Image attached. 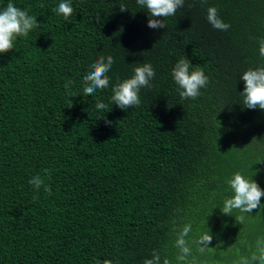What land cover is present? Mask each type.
I'll use <instances>...</instances> for the list:
<instances>
[{"label": "trees", "instance_id": "16d2710c", "mask_svg": "<svg viewBox=\"0 0 264 264\" xmlns=\"http://www.w3.org/2000/svg\"><path fill=\"white\" fill-rule=\"evenodd\" d=\"M9 2L41 26L0 54V264H143L165 244L174 260L176 209L193 235L211 231L210 246L220 245L198 259L228 264L236 248L246 254L264 234V206L244 226L213 208L236 171L264 189V110L242 104L240 79L264 65V0H185L161 29L147 26L136 0H71L68 21L52 11L61 0H0V8ZM209 6L227 31L208 23ZM101 55L115 60L110 86L83 95ZM182 57L210 77L195 101H181L171 75ZM143 63L156 71L152 87L141 89L139 107L120 109L111 86ZM37 173L51 196L28 183Z\"/></svg>", "mask_w": 264, "mask_h": 264}, {"label": "clouds", "instance_id": "9594fccd", "mask_svg": "<svg viewBox=\"0 0 264 264\" xmlns=\"http://www.w3.org/2000/svg\"><path fill=\"white\" fill-rule=\"evenodd\" d=\"M200 2L202 7L207 4V0H200ZM136 4L149 14L147 26L152 29H161L167 27L165 19L175 16L177 10L184 6L185 0H136ZM119 7L121 11L128 9L124 4ZM52 11L68 21L74 9L71 0H61ZM206 19L218 31H227L231 26L220 17L218 8L215 6L207 7ZM40 26L37 17L30 15L27 10L15 6L12 2L0 8V54H6L15 48L14 42L17 37L26 39L30 31ZM258 44L259 55L264 57V38L259 39ZM114 63L113 56L101 55L90 65L88 72L83 77V95H94L98 90L109 88L108 73ZM192 66L188 58L182 57L175 63L171 71L172 78L178 86L181 101L197 100L202 95L201 90L206 89L210 83V77L205 74L203 68H193ZM133 71L132 77L111 86L110 101L123 110L140 106L141 89L151 88V82L156 76V71L151 63H143L135 67ZM240 79L244 81V90L241 92L242 104L248 109L264 110V65L248 68L240 76ZM72 84V81H66L64 86L69 89ZM95 108L103 111L107 105L98 101ZM105 122L111 124V121L106 118ZM28 183L37 193L43 189L47 195H52L51 185L45 182V177L41 174L33 175ZM224 184L226 187L223 189L225 195L222 202L213 209L219 207L221 214L234 216L236 222L244 226L252 220L253 211L264 206L261 204L264 189H261L252 177L249 178L242 171H236L230 177L225 178ZM181 212L182 209L174 210L170 220L169 236L171 248L175 250L174 260L169 257L168 244H165L162 249H152L150 257H146L143 264H208L206 260L202 261L198 257L212 254L220 249L219 244L214 247L210 246L213 241L211 231H197L193 235V222L179 215ZM221 255L223 254L221 253ZM231 255L232 259L228 264H264V234L253 235L246 254H241L240 250L236 248ZM96 264H101V261L97 260ZM103 264H114V262L104 260Z\"/></svg>", "mask_w": 264, "mask_h": 264}]
</instances>
